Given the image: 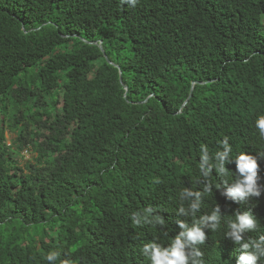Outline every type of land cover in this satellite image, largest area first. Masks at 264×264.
Masks as SVG:
<instances>
[{
    "label": "trees",
    "instance_id": "trees-1",
    "mask_svg": "<svg viewBox=\"0 0 264 264\" xmlns=\"http://www.w3.org/2000/svg\"><path fill=\"white\" fill-rule=\"evenodd\" d=\"M260 115L264 0H0V264H154L145 244L217 208L201 264L256 253L227 235L237 212L264 249ZM241 153L259 197L226 195Z\"/></svg>",
    "mask_w": 264,
    "mask_h": 264
},
{
    "label": "clouds",
    "instance_id": "clouds-1",
    "mask_svg": "<svg viewBox=\"0 0 264 264\" xmlns=\"http://www.w3.org/2000/svg\"><path fill=\"white\" fill-rule=\"evenodd\" d=\"M129 2L134 6L137 0H129ZM256 127L259 130L261 137H264V115H260L256 120ZM224 152L220 154V158L222 164L218 171L220 174L225 173V169L223 167V162L227 160L229 153L231 152V147L228 145L227 139L223 142ZM205 147V146H201ZM238 164V172L242 179H238L235 186L229 189L226 193L229 197H240L245 198L247 196H260V192L257 188L256 180H257V170L258 163L252 155L241 153L237 159ZM211 169H209L210 172ZM208 172V173H209ZM206 173V176L208 175ZM211 186L207 185L205 187V191H210ZM225 193L222 192V195ZM192 195V193H189ZM197 196V202L191 205L192 214L194 215L196 210L199 209V197L200 193H195ZM181 212H184L183 208H180ZM220 209H215L211 215H205L201 217L198 221L194 220L192 227H189L185 222L179 221V227L184 229L183 232L180 233L179 236L176 237L174 241L173 247L165 250H161V246H158L156 243L145 244L142 251L146 255L149 249H152L153 255L150 257L151 260L154 261V264H188V261L191 260L192 264H201V260L198 259L202 256V253L196 248L193 247L198 243H203L205 240V233L202 228L205 226L211 227V229L215 230L220 223ZM159 223H163L162 220L158 221ZM228 227L232 229V231L228 232V237H231L235 243L241 244L243 249H248L251 245L255 244L257 249L255 254L245 253L240 255L237 264H257V261L260 257H264V249H260L259 243L256 241L243 242V238L241 233L245 229L255 230L257 227L256 220L253 218L250 212H245L241 215L237 212L235 221H228ZM187 237L185 241L184 238ZM260 242H264V236H261ZM185 248H191V254L186 255ZM57 258L56 253H50L47 256L48 261H54ZM62 264H71L70 260L62 261Z\"/></svg>",
    "mask_w": 264,
    "mask_h": 264
},
{
    "label": "rangeland",
    "instance_id": "rangeland-1",
    "mask_svg": "<svg viewBox=\"0 0 264 264\" xmlns=\"http://www.w3.org/2000/svg\"><path fill=\"white\" fill-rule=\"evenodd\" d=\"M7 137H8V143H9V142H11V138L14 137V136H12V133L11 132H8L7 133ZM21 155H22V157L20 159L21 160L20 161L21 164H24V162L29 161V160H32L35 157L34 152L29 147L26 148V149H24L22 151V154Z\"/></svg>",
    "mask_w": 264,
    "mask_h": 264
},
{
    "label": "water",
    "instance_id": "water-1",
    "mask_svg": "<svg viewBox=\"0 0 264 264\" xmlns=\"http://www.w3.org/2000/svg\"><path fill=\"white\" fill-rule=\"evenodd\" d=\"M102 43H100V49L102 50V51H104L103 50V47H102V45H101ZM107 58V57H106ZM111 63V62H110ZM195 84V83H194Z\"/></svg>",
    "mask_w": 264,
    "mask_h": 264
}]
</instances>
